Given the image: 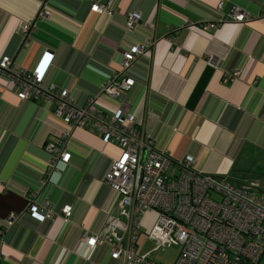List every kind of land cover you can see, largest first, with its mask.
<instances>
[{
	"label": "crops",
	"instance_id": "1",
	"mask_svg": "<svg viewBox=\"0 0 264 264\" xmlns=\"http://www.w3.org/2000/svg\"><path fill=\"white\" fill-rule=\"evenodd\" d=\"M43 4L51 16L41 19ZM114 4L107 18L92 14L84 0H0V58L31 70L52 53L42 87L66 89L77 108L110 115L120 104L102 87L121 75L125 51L148 44L149 56L137 57L124 73L134 82L124 96L126 113L149 126L155 147L173 160L190 156L201 173L264 190V0ZM232 7L250 20H225ZM129 13L141 23L127 31ZM28 23L33 26L23 33ZM210 25L218 26L206 30ZM232 73L239 75L224 84ZM54 112L52 103L21 101L0 82V264H124L110 258L108 245L88 249L81 239L124 223L119 197L103 182L118 149L89 130L71 129ZM64 133L70 158L45 174L51 156L44 146ZM32 200L48 202L55 218L33 220ZM66 205L72 208L67 221L60 216ZM11 214L16 220L5 229ZM144 234L140 229L136 252L170 264Z\"/></svg>",
	"mask_w": 264,
	"mask_h": 264
},
{
	"label": "built area",
	"instance_id": "2",
	"mask_svg": "<svg viewBox=\"0 0 264 264\" xmlns=\"http://www.w3.org/2000/svg\"><path fill=\"white\" fill-rule=\"evenodd\" d=\"M84 1L89 2L92 14L107 18L117 7L114 0ZM221 7L219 3L217 8ZM50 16L49 8L43 4L39 17ZM224 19L241 24L250 17L232 7ZM140 23L139 14L125 15L127 31ZM32 26L28 23L22 32ZM144 26L153 29L150 22ZM217 26L210 25L206 30ZM149 54L148 44L132 46L123 53L121 75L109 79L102 87L105 95L120 104L110 115L91 106L77 108L66 89L42 87L53 57L50 52H45L31 70L11 68V60L1 57L0 82L21 101L52 103L54 115L71 129L89 130L97 134L103 144L115 145L118 149L103 182L119 197L124 223H108L98 235L84 232L81 239L86 248L106 244L112 260L122 259L124 264H156L136 252L142 229L140 220L147 213H153L155 220L144 235L156 244L155 250L176 247L178 253L173 264H264V200L251 193L249 187H237L226 177L199 172L190 156L173 160L155 147L149 126H141L134 115L126 113L124 96L134 82L124 77V73L137 57ZM214 63L213 58L208 59V64L213 66ZM238 75L224 76L222 82H232ZM66 138L67 133H64L45 144L44 149L51 156L45 174L55 171L58 162H68ZM27 211L39 223L57 215L48 202L39 205L34 200L28 204ZM71 212V206L66 205L60 216L67 221ZM15 220V215H9L5 229Z\"/></svg>",
	"mask_w": 264,
	"mask_h": 264
},
{
	"label": "rangeland",
	"instance_id": "3",
	"mask_svg": "<svg viewBox=\"0 0 264 264\" xmlns=\"http://www.w3.org/2000/svg\"><path fill=\"white\" fill-rule=\"evenodd\" d=\"M10 67L12 68L13 67V64H10ZM260 180V179H259ZM243 182V181H242ZM240 181H237L235 182L238 186L239 185H244V182L242 183ZM250 183H254V181L252 182H247L245 185H249ZM261 188H263V184H264V180H261ZM262 194H263V197H264V190H259ZM148 214V213H147ZM146 214V215H147ZM145 215V216H146ZM143 217L141 220H140V227L144 230V231H147L153 224L155 218L151 217V216H148V217ZM178 253V249L176 247H168L166 249H164L163 251H159L158 253H156L159 257H162L163 260H166L168 261V263L170 262V264L174 263V260H175V257H176V254Z\"/></svg>",
	"mask_w": 264,
	"mask_h": 264
},
{
	"label": "trees",
	"instance_id": "4",
	"mask_svg": "<svg viewBox=\"0 0 264 264\" xmlns=\"http://www.w3.org/2000/svg\"><path fill=\"white\" fill-rule=\"evenodd\" d=\"M234 185H236L238 187V185L236 183L233 182ZM247 187V186H244ZM259 187V186H258ZM257 188V187H256ZM249 189L251 190V193H253L254 195L262 198L264 200V197L261 195V193H259V191H257L256 189L249 187ZM259 190V189H258Z\"/></svg>",
	"mask_w": 264,
	"mask_h": 264
},
{
	"label": "bare ground",
	"instance_id": "5",
	"mask_svg": "<svg viewBox=\"0 0 264 264\" xmlns=\"http://www.w3.org/2000/svg\"><path fill=\"white\" fill-rule=\"evenodd\" d=\"M126 29V28H125Z\"/></svg>",
	"mask_w": 264,
	"mask_h": 264
},
{
	"label": "flooded vegetation",
	"instance_id": "6",
	"mask_svg": "<svg viewBox=\"0 0 264 264\" xmlns=\"http://www.w3.org/2000/svg\"><path fill=\"white\" fill-rule=\"evenodd\" d=\"M259 191V190H258Z\"/></svg>",
	"mask_w": 264,
	"mask_h": 264
}]
</instances>
